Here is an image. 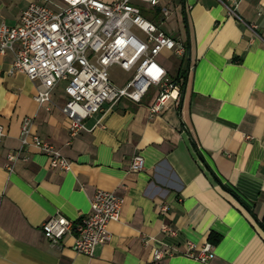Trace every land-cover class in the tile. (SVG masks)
<instances>
[{"label": "crops", "instance_id": "crops-1", "mask_svg": "<svg viewBox=\"0 0 264 264\" xmlns=\"http://www.w3.org/2000/svg\"><path fill=\"white\" fill-rule=\"evenodd\" d=\"M33 1L0 0V23L17 27ZM176 2L167 19L162 3L156 8L161 22L180 23L176 39L186 55L164 51L157 61L181 93L154 116L153 87L140 102L105 103L71 137L61 112L66 82L54 89V104L39 105L36 82L11 73L15 51L0 54V264H202L185 255L187 242L210 245L206 264H264V0ZM173 58L175 67L165 62ZM25 118L71 162L69 171L22 147ZM17 151L9 172L7 155ZM136 155L144 159L140 172L130 170ZM99 189L123 205L93 256L75 252L74 234L45 239V221H78ZM164 224L175 237L162 232ZM167 249L173 256L154 260L155 250Z\"/></svg>", "mask_w": 264, "mask_h": 264}, {"label": "built area", "instance_id": "built-area-1", "mask_svg": "<svg viewBox=\"0 0 264 264\" xmlns=\"http://www.w3.org/2000/svg\"><path fill=\"white\" fill-rule=\"evenodd\" d=\"M55 1V2H54ZM162 0H53V7L38 0L29 4L17 27L0 23V54L15 51L11 73L25 75L36 82L33 99L39 105L51 106L54 89L66 82V100L61 112L69 121L71 137L83 130V121L97 113L105 103L116 105L122 98L140 102L150 88L158 93L149 107L154 116L166 109L170 100L178 101L181 87L168 78L166 69L157 61L164 51L183 58L186 46L179 39H172L156 24L143 17L135 2L158 7ZM62 5H61V4ZM171 9H163L167 19ZM239 21H242L235 15ZM145 38L138 37L133 29ZM118 65L132 72L123 87H117L109 78V70ZM33 122H22L20 141L22 147L33 146L44 154L52 169L69 171L71 162L51 143L40 139L32 131ZM6 136L0 125V141ZM21 159V151L7 155L6 169L12 172ZM144 168V159L136 155L130 163L132 172ZM123 198L114 192L97 190L90 200V213L74 222L64 216L45 221L41 231L45 239L58 243L65 236L74 234V250L93 256L96 248L109 240L108 226L118 221ZM162 211H167L163 206ZM162 232L175 237L176 231L167 224ZM185 255L206 264L213 258L210 245L198 248L186 243ZM171 249L155 250L153 258L171 257Z\"/></svg>", "mask_w": 264, "mask_h": 264}, {"label": "rangeland", "instance_id": "rangeland-1", "mask_svg": "<svg viewBox=\"0 0 264 264\" xmlns=\"http://www.w3.org/2000/svg\"><path fill=\"white\" fill-rule=\"evenodd\" d=\"M167 1H170L171 4L167 5L166 4L167 2L165 0L164 2H162L161 10L170 9L171 7L175 8V6L177 5L176 0H167ZM134 5H136L141 9L144 18H146L147 20L149 19V21L159 26V28L164 32H166L170 38L176 39L178 33L182 29L180 23L177 24L176 20L175 19L173 20V18L169 22L167 21L161 22L157 12L158 8L151 7L148 4L135 2ZM133 32L138 37L142 39L145 38L144 34L141 33L139 30L134 28ZM174 59L175 58L171 60H165V59L164 60L167 63V65L170 66L172 65L173 67H175L177 65L176 64L177 61H175ZM132 74H133L132 72H127L125 70H122L118 65H113L109 70V78L113 83H115L117 87H123L132 77Z\"/></svg>", "mask_w": 264, "mask_h": 264}]
</instances>
